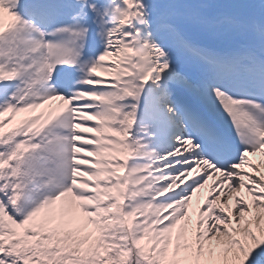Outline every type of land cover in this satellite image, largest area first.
I'll use <instances>...</instances> for the list:
<instances>
[{"label":"snow or ice","instance_id":"obj_1","mask_svg":"<svg viewBox=\"0 0 264 264\" xmlns=\"http://www.w3.org/2000/svg\"><path fill=\"white\" fill-rule=\"evenodd\" d=\"M0 264H264V0H0Z\"/></svg>","mask_w":264,"mask_h":264},{"label":"bare ground","instance_id":"obj_2","mask_svg":"<svg viewBox=\"0 0 264 264\" xmlns=\"http://www.w3.org/2000/svg\"><path fill=\"white\" fill-rule=\"evenodd\" d=\"M53 106H55L58 102L54 101V102H51ZM40 113V110H37L36 112L34 113H31L30 115H38ZM44 117H42L43 119Z\"/></svg>","mask_w":264,"mask_h":264},{"label":"rangeland","instance_id":"obj_3","mask_svg":"<svg viewBox=\"0 0 264 264\" xmlns=\"http://www.w3.org/2000/svg\"><path fill=\"white\" fill-rule=\"evenodd\" d=\"M25 115H30V113H27V114H25Z\"/></svg>","mask_w":264,"mask_h":264}]
</instances>
